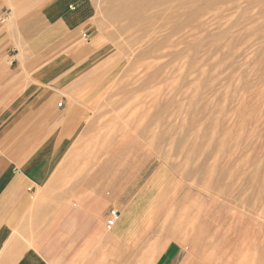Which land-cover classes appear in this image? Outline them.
<instances>
[{
	"label": "rangeland",
	"instance_id": "obj_1",
	"mask_svg": "<svg viewBox=\"0 0 264 264\" xmlns=\"http://www.w3.org/2000/svg\"><path fill=\"white\" fill-rule=\"evenodd\" d=\"M92 1L66 174L117 201L108 231L136 203L132 264H264V0Z\"/></svg>",
	"mask_w": 264,
	"mask_h": 264
},
{
	"label": "crops",
	"instance_id": "obj_2",
	"mask_svg": "<svg viewBox=\"0 0 264 264\" xmlns=\"http://www.w3.org/2000/svg\"><path fill=\"white\" fill-rule=\"evenodd\" d=\"M95 13L92 0H0V264L134 257L121 245L131 224L122 225L120 211L105 229L117 201L66 174L85 114L71 95L100 55ZM135 205L125 215L134 217Z\"/></svg>",
	"mask_w": 264,
	"mask_h": 264
},
{
	"label": "bare ground",
	"instance_id": "obj_3",
	"mask_svg": "<svg viewBox=\"0 0 264 264\" xmlns=\"http://www.w3.org/2000/svg\"><path fill=\"white\" fill-rule=\"evenodd\" d=\"M120 1H122V0H120ZM123 218H124V219L121 220V221H122V225H123L124 227H128V225H130V223H131V221H132V218H134V217L132 216V218H131V215H130V216L125 215V216H123ZM115 219H116V217L112 219V225H113V223L115 222ZM163 238H164V237H163ZM154 247H155V246H154ZM153 250H154V249H153ZM156 253H157V252H156Z\"/></svg>",
	"mask_w": 264,
	"mask_h": 264
},
{
	"label": "built area",
	"instance_id": "obj_4",
	"mask_svg": "<svg viewBox=\"0 0 264 264\" xmlns=\"http://www.w3.org/2000/svg\"><path fill=\"white\" fill-rule=\"evenodd\" d=\"M83 36L85 37V35H83ZM113 215H114V213H113ZM113 218H115V215H114ZM107 226H108V228L112 226V220L107 222Z\"/></svg>",
	"mask_w": 264,
	"mask_h": 264
}]
</instances>
